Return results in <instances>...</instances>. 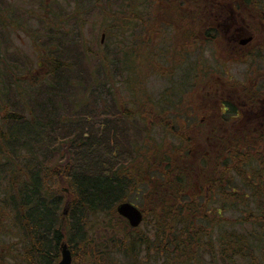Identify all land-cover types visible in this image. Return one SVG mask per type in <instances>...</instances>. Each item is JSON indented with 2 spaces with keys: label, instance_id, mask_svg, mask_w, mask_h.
Returning <instances> with one entry per match:
<instances>
[{
  "label": "rangeland",
  "instance_id": "374dc122",
  "mask_svg": "<svg viewBox=\"0 0 264 264\" xmlns=\"http://www.w3.org/2000/svg\"><path fill=\"white\" fill-rule=\"evenodd\" d=\"M198 1L0 0V264H32L29 234L15 213L18 191L31 182L26 154L21 141L11 148L1 138L12 112L38 115L57 143L27 148L45 169L44 192L60 197L57 223L74 199L64 167L70 135L76 143L87 135L103 141L119 158L102 164L140 181L124 195L144 213L133 231L135 258L126 251L123 235L132 227L116 214L119 202L84 216L87 238L114 264H264V201L226 198L245 185L232 169L240 148L264 154L257 134L264 132V0L244 1L255 34L238 53L223 48L222 34H202L214 13ZM247 102L254 115L239 109ZM202 115L215 122L203 126ZM224 145L231 146L228 167L215 159ZM177 188L175 202L197 212L183 232L179 217L168 216L162 234L161 208ZM75 249L78 258L88 250Z\"/></svg>",
  "mask_w": 264,
  "mask_h": 264
},
{
  "label": "trees",
  "instance_id": "16d2710c",
  "mask_svg": "<svg viewBox=\"0 0 264 264\" xmlns=\"http://www.w3.org/2000/svg\"><path fill=\"white\" fill-rule=\"evenodd\" d=\"M57 89H61V84L57 83L55 90ZM239 109L243 110L245 108L239 105ZM5 119L9 121L7 117H5ZM28 121L30 120L24 117H12L11 122L5 127L6 134L1 136L2 140L8 146H11V148L15 145H19V141H21L22 144L20 143V145L28 147L32 152L34 149L38 148V146L42 147V145L57 144L53 137L48 136L47 133H43L45 126L43 125L44 123L39 121L38 115L32 114L29 124L30 127L25 124H28ZM257 131V134L260 133L259 135L264 138V132L261 130ZM72 136L74 135H70L71 139H67L68 144H74L69 146L70 158L67 162L70 163L64 167L67 177L65 182L68 183L69 190L74 199L68 204L67 216H64V214L63 217L59 215V222L61 223H57V207L60 203V197L58 195L52 196L47 194L46 191L44 192L45 188L43 181L38 172L39 163L29 164L31 168V182L30 184L26 182L18 191L19 196L17 195L18 200L15 201V213L21 218L23 223L22 229L26 239L28 234L30 238L29 251L27 250L25 252L30 253L32 264H56L54 260L58 256L57 244L65 241L69 249H71L72 264H100L99 260H107V264H114V261L108 257V253L105 256L101 248L92 243L93 240L87 238V230L84 227V216L85 214L92 216L94 212L97 213L98 211L111 210L116 202L126 201L124 197L126 191L133 190L134 186L140 181L127 174H119L117 171L111 170L107 165L102 164L103 158L109 161H117L119 158L115 149L111 151V153H108V151L102 147V145H104L103 141L91 139V137L87 135L86 137L88 139L83 136L82 141L76 143V141L73 142L72 139L74 138H72ZM246 146L250 147V145ZM230 148L231 146L224 145L220 149L221 154L217 155V158H215L224 167H228L229 159L231 160ZM242 150L243 146L240 148L238 156H235L237 159L233 162L232 169L235 175H237L236 179H240L245 185L241 189L236 188V190L235 187L229 188L231 193L226 196L227 202H243L249 198L263 202L264 154L257 150L254 155H251L247 153L248 151L242 152ZM188 152L189 151L186 153L188 154ZM208 158L210 159V152L207 153V157H204V155L202 158L200 157V160H203V163H205ZM32 169L37 170V172L32 173ZM227 170L229 169L227 168ZM175 172L176 171L173 170L174 174ZM224 173H226L225 169L222 176H225ZM168 175H171V173H168ZM182 175L183 174H180L181 177ZM180 176L178 175V177ZM64 177L65 176H63V178ZM167 178H171V176ZM224 180L226 183H234V178L226 179L224 177ZM215 188H218V185L213 187V189ZM176 192L181 194L178 188L175 189L171 199L168 202H164V206L161 208L162 211L165 210V220L163 223L160 222V233L162 234L167 227V225L165 226L164 224L169 218L168 216L172 215V217H179V223L184 225L181 227V232H183L186 230L185 225L191 224L195 216L194 213L197 212L196 209H193L190 205H186V203L183 206L180 201L175 202L177 199L176 196H178ZM183 207L186 208V211L184 215L181 216V213L177 212ZM67 219L68 224L64 222ZM166 224H168V222H166ZM61 227H64L63 232H61ZM134 229L136 228H132V234L127 235V233H125L123 235L125 240L127 239L128 241L126 244V251L129 252V255L133 258L138 255L136 249H134V247L137 246L135 240H140L137 238V235H134ZM175 229H177L176 226L174 227V230ZM63 233L65 235L67 234L66 240H64ZM79 243H82L83 247L85 244L88 248L86 254H80V258L76 256L77 250L75 249V246ZM111 243L112 246H114L112 241ZM119 244H122V241L119 242ZM123 251H125V247H123Z\"/></svg>",
  "mask_w": 264,
  "mask_h": 264
},
{
  "label": "flooded vegetation",
  "instance_id": "af4514ba",
  "mask_svg": "<svg viewBox=\"0 0 264 264\" xmlns=\"http://www.w3.org/2000/svg\"><path fill=\"white\" fill-rule=\"evenodd\" d=\"M191 1V0H186ZM245 0H199V4L205 7H208V11L211 12L213 15L214 13V19L213 23L210 25H207L206 23L203 26L202 34L203 35H209V32L213 31L216 34H222V36L225 38L226 44L223 46V48L230 49L233 51L241 52L242 50H248L250 49L251 44L254 40V34L255 31L253 29L252 25V19L249 18L253 16V9L248 6L247 4H244ZM245 9H242V7ZM246 7L250 8L248 14L246 13ZM251 10V11H250ZM251 21V22H250ZM2 32H0L1 34ZM4 33V32H3ZM249 47V48H248ZM248 48V49H247ZM11 86L14 85L11 83ZM14 90V88H13ZM22 100L25 104L26 97H25V91L24 96H22ZM243 106H246V109L243 111H246L250 115L255 114L254 110V104H249L248 102L245 104H242ZM263 114V113H262ZM9 121H7V124L11 122L12 117H18L16 114L10 113L6 116ZM4 118V116H3ZM208 117L205 115H202L200 118V124L203 126H207V124H212L214 121H210L211 118L207 119ZM216 118V116H214ZM27 120L31 121V118H28ZM88 120V119H86ZM30 121H28V126L30 127ZM77 119V123H78ZM6 124V125H7ZM107 127V124L103 123V129ZM206 130V129H205ZM22 148L25 150V157L23 159V169L26 172V178H30V165L32 161H36L37 159H31L29 156L28 147L22 146ZM28 156V157H26ZM31 161V162H30ZM42 162L39 163L38 172L39 175L45 176V169L41 167Z\"/></svg>",
  "mask_w": 264,
  "mask_h": 264
},
{
  "label": "water",
  "instance_id": "95a60500",
  "mask_svg": "<svg viewBox=\"0 0 264 264\" xmlns=\"http://www.w3.org/2000/svg\"><path fill=\"white\" fill-rule=\"evenodd\" d=\"M116 212L125 217L131 227H137L142 221V212L132 203L123 201L115 207ZM60 259L56 264H72L71 253L67 244L62 241L59 245Z\"/></svg>",
  "mask_w": 264,
  "mask_h": 264
}]
</instances>
